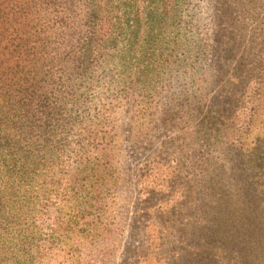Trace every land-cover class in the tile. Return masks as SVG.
I'll use <instances>...</instances> for the list:
<instances>
[{
    "label": "trees",
    "instance_id": "trees-1",
    "mask_svg": "<svg viewBox=\"0 0 264 264\" xmlns=\"http://www.w3.org/2000/svg\"><path fill=\"white\" fill-rule=\"evenodd\" d=\"M263 7L0 0V264L87 261L85 245L92 258L117 241L131 182L144 196L133 228L144 231L148 179L170 156L168 142L152 152L151 141L187 131L200 196L197 261L264 264V126L251 147L242 144L264 97ZM247 19L258 25L249 41ZM125 142L135 162L121 174Z\"/></svg>",
    "mask_w": 264,
    "mask_h": 264
},
{
    "label": "rangeland",
    "instance_id": "rangeland-1",
    "mask_svg": "<svg viewBox=\"0 0 264 264\" xmlns=\"http://www.w3.org/2000/svg\"><path fill=\"white\" fill-rule=\"evenodd\" d=\"M202 12L204 14L207 11L203 9ZM259 14L263 16L264 7L263 13ZM246 22L245 30L244 27L242 28L244 24L241 26L243 33L241 36L249 41V32L254 31L258 25L252 20L247 19ZM209 41L214 52L218 44L211 36H209ZM205 68L212 72V65L207 64ZM249 97L246 95L245 101ZM164 99H167L165 101L167 102L174 97H165ZM254 104H258L260 109L256 118L253 119L248 138L246 137L242 142L243 147L247 149L252 146V142L262 136V127L264 126V97L255 101ZM189 133L190 131H187L186 134H179V136L175 133H168L159 141L157 138L151 141L152 152L156 149L161 151L164 142H168L163 148L169 150L170 156L165 159L168 160L169 167H154L152 175L148 179L153 181L151 183L148 181V189L152 193L150 204L153 205V209L150 210L147 219L149 220L147 228L142 232L133 228L132 215L135 210L133 208L137 207L138 201L143 200L144 196L140 193L137 194L138 189L135 183L131 182V190L126 191V194L122 192L120 195L121 200L128 202L129 212L127 216H124L123 229L117 234V241L107 240L106 243L99 244L93 250L92 258H88L87 255L91 251L90 246L85 245L82 253H85L87 261L82 260V254H79L78 261L73 260L66 264H200L196 256L200 249H196V246L198 244L200 246L202 243L197 239L201 237L197 230V209L200 196L195 192L196 179L192 175L197 173V168L196 161L190 163L188 159L192 155L191 153L196 150V145ZM121 149L127 163V166H123L120 171L121 174H124L130 170L135 161L129 143L125 142ZM182 150L183 152L180 153ZM174 202L178 205V213H166L165 207L168 206V210L171 209ZM173 222L174 224H172ZM108 253L109 255H107ZM59 260L56 257L52 264H62Z\"/></svg>",
    "mask_w": 264,
    "mask_h": 264
}]
</instances>
